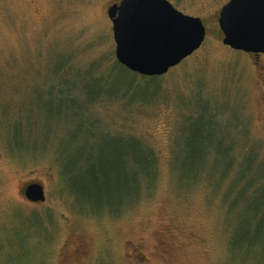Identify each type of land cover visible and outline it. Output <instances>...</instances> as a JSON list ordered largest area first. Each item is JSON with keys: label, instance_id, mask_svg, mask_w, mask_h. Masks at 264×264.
I'll return each mask as SVG.
<instances>
[{"label": "rangeland", "instance_id": "obj_1", "mask_svg": "<svg viewBox=\"0 0 264 264\" xmlns=\"http://www.w3.org/2000/svg\"><path fill=\"white\" fill-rule=\"evenodd\" d=\"M118 1L0 0V264H264V56L222 43L228 0H168L199 48L113 73ZM134 139L155 160L138 194Z\"/></svg>", "mask_w": 264, "mask_h": 264}, {"label": "water", "instance_id": "obj_2", "mask_svg": "<svg viewBox=\"0 0 264 264\" xmlns=\"http://www.w3.org/2000/svg\"><path fill=\"white\" fill-rule=\"evenodd\" d=\"M117 62L141 76H161L199 48L205 27L199 17L184 14L168 0H120L107 8ZM217 23L222 43L243 52H264V0H228ZM24 195L43 201L39 183Z\"/></svg>", "mask_w": 264, "mask_h": 264}, {"label": "trees", "instance_id": "obj_3", "mask_svg": "<svg viewBox=\"0 0 264 264\" xmlns=\"http://www.w3.org/2000/svg\"><path fill=\"white\" fill-rule=\"evenodd\" d=\"M121 68L124 69L122 65H120L117 61L114 63L113 65V73L116 72V69ZM127 70V69H124ZM128 71V70H127ZM132 74H134L132 72ZM146 79H149L151 81L156 80L158 78V76H145ZM154 92V90H153ZM153 96V95H151ZM151 98V97H150ZM149 98V99H150ZM134 149L138 152H140L141 154H144L145 156L143 157H139V156H135V162H134V166L131 167L129 170H132L131 175L134 177L131 179L132 182V186L134 188V192L135 193H139L140 187H141V180H145V177L148 178V181L151 182V178H153L154 173H155V168H154V155L151 149H147L146 146L139 140V139H134ZM143 146H142V145ZM133 149V151H134ZM256 157V155H254ZM256 159V158H252V161ZM110 161H112V159H110ZM253 163V162H252ZM262 165V166H261ZM260 171H261V175H264V164H260ZM120 167V166H119ZM119 169V168H118ZM105 171V170H104ZM106 173V171H105ZM107 175V174H105ZM109 177H112V174H108ZM93 180H96V176L92 177ZM113 179V178H112ZM106 183H109L110 186H114V182H111L110 180H108ZM119 187L123 186L122 185V180L117 181ZM259 190H261L264 193V182L260 184L259 186ZM262 238H264V232H263V236Z\"/></svg>", "mask_w": 264, "mask_h": 264}, {"label": "flooded vegetation", "instance_id": "obj_4", "mask_svg": "<svg viewBox=\"0 0 264 264\" xmlns=\"http://www.w3.org/2000/svg\"><path fill=\"white\" fill-rule=\"evenodd\" d=\"M119 1H120V0H119ZM119 1L116 2V3H119ZM113 4H114V3H113ZM247 54L251 55L252 58L255 60L256 63H257L259 60H261L262 57L264 56V52H258V53L248 52ZM257 65H259V66H258L259 69H261V70L264 69V61H263L262 63H258ZM262 81L264 82V78L262 79Z\"/></svg>", "mask_w": 264, "mask_h": 264}]
</instances>
